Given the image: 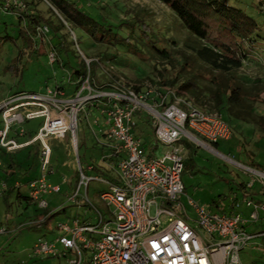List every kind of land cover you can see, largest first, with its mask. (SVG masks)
I'll return each instance as SVG.
<instances>
[{"label":"rangeland","instance_id":"1","mask_svg":"<svg viewBox=\"0 0 264 264\" xmlns=\"http://www.w3.org/2000/svg\"><path fill=\"white\" fill-rule=\"evenodd\" d=\"M15 1L0 0V4L7 2L11 6ZM75 1L83 11L100 22L112 26L114 31L124 38L128 36L133 38L131 46H114L97 42L81 29L67 27L61 33L66 42H74L71 48L74 50L76 58L77 56L83 58L88 65L91 61L97 64L95 79L100 88V84H107L112 81L110 86L99 88L100 90L116 93L119 90L134 91V87H138L139 92L137 93L146 95L147 98L144 101L151 104L155 102V97L161 95L170 94L168 99L171 98L170 96L177 91L181 83L187 80L189 76L197 75L196 82L199 90L204 92V97L201 100L202 105L196 104L189 95L179 97L191 101L199 109H213L211 101L208 100L210 99L209 89L214 88L210 69L199 60L192 62L195 58L193 48L199 46L198 41L184 27L175 13L160 0ZM22 2L28 6L31 14H40L44 18L51 17V10H54L47 0H22ZM257 2L258 0H230V5L245 10L255 18L264 37V15L258 12ZM1 6V30H3L2 23L7 24V31L15 38V41L0 47V105L18 96V94H51L61 96L62 101L59 104H62L63 107L67 106L70 111L73 107L72 102H75L74 96L81 87L77 89L75 85L69 83L68 76L65 74L66 71L62 70L56 61L50 62L49 54L52 52V45H56L58 40L52 38L51 35L47 41L37 39L36 44H34L36 48L34 52L38 55L32 54L19 63H13L14 59L19 58V51L22 48V42L18 35V10L10 9L9 12H6L4 11L5 8ZM134 16L145 19L151 31L158 38V46L168 51L169 58L162 57L155 50L150 53L143 49L139 38L140 26L137 25L135 31L128 25L120 28V25L125 22L133 23ZM40 42L42 45L39 44ZM133 44L138 45L141 48L140 51L135 50ZM259 45L250 51L243 62V66L237 70V75L250 87L258 84L262 90L259 94L254 93L250 99L255 109V121L239 123L230 121L233 136L229 140L220 141L217 147L203 140L190 141L186 136L183 137L184 151L182 156H184V163L190 157L193 159L191 163H187L186 167L184 164L183 174L185 194L182 196L181 202L187 206L188 210H191L188 206V198L200 205L215 208L212 203L213 200L224 201L229 204L231 195H235V193L240 195L239 193L243 189H239L238 186L241 183L247 189L248 184L252 182H254L253 190H257L256 188L260 186L264 188L262 183L264 177L258 172L245 168L251 163V159L260 165H264V43ZM181 51L192 58L185 66L180 56ZM71 59L72 62H75L73 56ZM12 64H15L14 69H10ZM181 70L184 74L180 72ZM177 78L179 84L174 88L169 86V83ZM93 86L95 85L91 86L93 89L98 88ZM84 95L87 96L88 94L84 93ZM107 103L92 101L86 103L81 109L76 148L72 145L71 133L67 135L66 142H55L56 140L52 138L53 143H49L53 150L52 165L54 171L48 173L47 177L51 183L60 186L61 191L50 193L45 198L49 203L48 209L51 211L67 209L66 213L59 214L54 219L49 220V222L53 221L50 227L51 230H54V234L46 235V226L44 225L32 227V223L36 221L35 217L38 214L36 203L29 204L24 200H18L16 193L0 195V230L5 231L0 233V264H69V259L75 256L69 251H63L60 244H58V250L63 252L59 257L36 256L33 254V247L40 240L61 236L62 231L57 229V225L67 221V216L70 213L83 214L86 210V213L89 214L91 210H94L89 207L87 195L93 206L101 210L108 218L112 217L111 209L109 210V207L103 204L99 197V193L107 189L105 181H117L116 162L112 158L109 162L108 157L99 147L101 136L108 129L106 116L102 113L103 109L108 108ZM97 104L101 107H98ZM32 109L36 110L34 107ZM147 111L144 107L137 111L134 119L135 128L143 123L141 122L143 119L146 120L147 125L154 124V117L149 115ZM209 111L218 113L214 110ZM222 116L226 118L224 115ZM43 123V118L28 121L19 124L15 130L19 132L26 129L31 132V137H34ZM2 128L3 122L0 114V129ZM143 141L146 143L148 155L164 158L169 150L157 142L153 130L144 136ZM153 148H156L154 152H152ZM38 150L39 146H34L8 155V159H16L20 163L19 167L21 166V168L16 174L18 177L23 176L30 169V165L33 166L34 164L36 171L41 172ZM91 166L94 167L93 170L88 169ZM80 169H83L87 177L100 179L91 181L88 187L84 184L79 193L78 187L81 179L76 185L75 174L80 172ZM104 170L107 171L104 172ZM11 185L13 186L14 183L12 182ZM249 188L252 190L251 186ZM21 191L25 193L27 188L24 187ZM250 194L252 193L247 195L251 196ZM74 196L76 201L71 200ZM215 206L217 207V205ZM152 213H155L154 209ZM189 213L194 216L193 212L190 211ZM96 220V216H92L91 221ZM261 224V221H258L256 225L260 226ZM253 230L256 231L257 227ZM262 245H264V238L257 237L252 240L241 253L242 264H264V252L259 248ZM89 255L90 253L87 252L86 256L89 257Z\"/></svg>","mask_w":264,"mask_h":264},{"label":"built area","instance_id":"2","mask_svg":"<svg viewBox=\"0 0 264 264\" xmlns=\"http://www.w3.org/2000/svg\"><path fill=\"white\" fill-rule=\"evenodd\" d=\"M257 3L264 11V0ZM14 4H18L17 0ZM49 59L51 63L57 60L55 51L50 52ZM169 95H161L160 102L149 104L144 101L146 95L133 90L112 93L93 89L88 78L74 96L70 111L59 104L61 96L51 94H20L0 105L3 122L0 150L14 154L39 145L41 175L27 184L28 196L39 209L47 210L46 195L61 191L60 186L47 180L53 153L49 140L64 139L71 133L72 145L76 148L81 109L88 102L108 100V108L102 110L108 125L105 143L120 159L118 182L105 181L107 189L101 192L100 200L111 209L112 217L108 218L93 206L87 195L97 220L58 223L57 229L62 235L53 242L44 239L35 243L34 255L60 256L63 251H69L75 256L69 259V264H242L241 253L250 242L257 237L264 238V231H249L260 220L261 212L264 213V203L255 202L247 195V189L242 195H231L229 204L221 201L215 208L188 198L191 209L188 210L181 202L185 194L183 137L215 144L231 139L233 130L219 113L199 109L174 93L170 100ZM143 107L155 119L157 142L169 148L164 158L148 155L144 141L134 131L135 114ZM40 118L44 119L42 127L24 144L11 137L13 131L17 135L25 134L23 129L15 130L19 124ZM3 166L0 156V174ZM245 168L264 177V172ZM80 172L79 193L84 184L88 187L91 181L100 179L87 177L82 169ZM7 189L8 185L0 179V195ZM71 200L76 201V197ZM243 206L251 209L248 216L242 211ZM58 244L63 251L58 250ZM259 248L264 252V245Z\"/></svg>","mask_w":264,"mask_h":264},{"label":"trees","instance_id":"3","mask_svg":"<svg viewBox=\"0 0 264 264\" xmlns=\"http://www.w3.org/2000/svg\"><path fill=\"white\" fill-rule=\"evenodd\" d=\"M47 1L53 6L54 10H56H51V17L49 18H44L40 14H31L28 10V6L23 3L22 0H17L18 4H11V6L9 5V8H7V2L0 4L2 5L1 7L6 8L4 9L6 12H9L10 9L18 10V35L22 42V48L19 51V58L14 59L13 63H19L25 57L32 54L37 56L38 53L34 52V49H36L34 44H36L37 39H39V41L40 39L47 41L50 39L49 36L51 35L52 38L58 40L56 45H52V51H55L57 54L56 64L62 70L67 72H65V74L68 76L69 83L75 85L78 89L82 86L83 82L89 78L90 85H95L93 87H98L97 89H99L100 86L97 85L98 83L95 79L97 64L94 61H91L88 65L83 58L78 56L76 58L74 50L71 48V46L74 45V42H70L71 44L66 42L64 40L65 37L62 36L61 33L66 30L67 27L81 29L97 42L114 46H131L133 38L130 36L124 38L115 32L112 26L100 22L83 11L75 0ZM160 1L175 13L184 27L198 41L199 46L193 48V56L195 58L192 62L195 60L201 61L208 69H210V73L213 76L212 83L214 88L209 89L210 99H208L211 101L213 109L208 108V111H217L222 118H224L222 116L224 115L226 117L224 120L229 124L230 121H234L235 123L255 121V109L253 103L250 102V99L254 93L259 94L262 90L258 87V84H254V86L250 87L237 75V70L243 66V62L250 54V51L256 49L257 46H260V43H264V37L262 36L263 31L260 28L258 21L250 16L245 10L231 6L230 0ZM20 3L24 6L22 7ZM256 6L258 12L261 15H264L261 5L257 3ZM133 19V23L130 21L125 22L120 25V28L128 25L133 31H135L137 25L140 26L139 38L143 49H146L150 53L152 50H155L162 57L169 58L168 51L158 46V38L151 31L150 27L145 22V19L139 16H134ZM4 24L5 23H2L3 30H1L0 25V47L8 42L15 41V38L7 31V24ZM39 44L42 45L41 42ZM133 46L135 50L140 51L141 48L138 45L133 44ZM43 53H45V51H43ZM72 56L74 57L75 62H72ZM180 56L185 63L184 66L192 59L191 56L186 55L184 51L180 52ZM11 68L14 69L15 64H12L10 66V69ZM180 72L184 74L183 70ZM196 77L197 75L189 76L187 80L179 85L174 94L176 97L189 95L194 99L196 104L202 105L201 100L204 97V92L199 90ZM178 80V78L172 80V82L169 83V86L173 88L176 87L179 84ZM110 83H112V81H109L107 84H100L101 88L110 86ZM134 91L136 93L139 92V88L134 87ZM154 99L156 102H160L158 97H155ZM170 100H173V97H171ZM104 102H108V100L106 99ZM97 106L101 107V105L98 104ZM218 145L219 142L214 144L215 147ZM9 154L10 153H7L4 150H0V156L4 164L6 162L5 158H7ZM192 160V157L188 158L184 163L185 167L187 163H191ZM248 167L264 172V165L256 163L254 159H251V163ZM80 179L81 172H77V184H79ZM114 183H117V181L115 180ZM238 188L244 189L245 185L241 183ZM14 192L16 193V198L18 200H24L29 204L33 203L29 198L28 193H21V190L18 187H10L5 191V193L10 194H13ZM5 193L3 195H5ZM100 194L101 192L99 193V197ZM212 203L215 206L217 205L218 200H213ZM38 210L43 211L45 214L43 223H47L50 219L61 212L60 209L55 212H49L48 209L42 210L38 208Z\"/></svg>","mask_w":264,"mask_h":264},{"label":"crops","instance_id":"4","mask_svg":"<svg viewBox=\"0 0 264 264\" xmlns=\"http://www.w3.org/2000/svg\"><path fill=\"white\" fill-rule=\"evenodd\" d=\"M41 119V118H40ZM35 120H37V119H35ZM33 121V120H32ZM145 121L146 120H142L141 122H143V123H141V124H139L138 125V127L137 128H135V133H136V135L139 137V138H141L142 140H144V136H146V135H148V133L151 131V130H153V132L155 133V131H154V124H149V125H147V123H145ZM42 127V126H41ZM40 127V128H41ZM39 128V129H40ZM28 129H31V128H28ZM39 129H38V131H39ZM24 131H25V134L24 135H17V133L15 132V131H13L10 135H11V137H16V139L18 140V142L20 143V144H24L25 142H27L29 139H30V137L32 136V134H31V132H29V131H27L26 129H23ZM32 131V130H31ZM37 131V132H38ZM106 133V132H105ZM66 139L67 138H65L64 140H58V139H55L56 141L55 142H57V141H65L66 142ZM53 139H50L49 140V143H53V141H52ZM69 141V140H68ZM106 140H105V134H103L102 136H101V145L99 146V147H101L102 148V152L103 153H105L104 155L105 156H107L108 157V161L110 162L111 161V158L116 162V165H115V171H116V175H117V164H118V162H119V159H120V156H116L114 153H113V151H111V149H110V147H108L107 145H106ZM70 144V143H69ZM146 144V143H145ZM34 146H39V145H32V146H30V147H27V148H24V149H29V148H32V147H34ZM146 146V145H145ZM24 149H22V150H24ZM40 149V148H39ZM155 149L156 148H153L152 149V152H154L155 151ZM22 150H20V151H22ZM20 151H18V152H20ZM111 151V152H110ZM38 152H39V150H38ZM17 153V152H16ZM15 154V153H14ZM52 156H53V153H52ZM6 159V162H5V164H4V166H3V171L1 172V174H0V176H1V181H3V182H5L7 185H8V188H10V187H17L18 185H20V190H22L24 187L25 188H27V192H22L21 191V193H24V194H27L28 193V186H27V184L30 182V181H32V180H34V179H36V178H38L40 175H41V172H39L38 170L36 171V168H34V166H35V164L32 166V165H30V169L28 170V171H26L25 173H24V175L23 176H20V177H18V175H16L17 174V172L20 170V168H21V166L19 167V165H20V163H18V161L16 160V159H8V157L7 158H5ZM52 162H53V157H52ZM53 164V163H52ZM93 168V167H92ZM89 170H93V169H91V167H89L88 168ZM54 170H53V165H52V170H51V172H49V174L50 173H52ZM107 170H104V172H106ZM77 174V173H76ZM76 174H75V177H76ZM47 180H48V177H47ZM7 181V182H6ZM12 182L14 183V185L12 186L11 184H12ZM117 182H118V177H117ZM48 183H50V184H52V185H54L53 183H51L49 180H48ZM254 182H252V183H250L251 184V189H252V187L254 186V184H253ZM76 185H78L77 184V182H76ZM249 185V184H248ZM54 186H56V185H54ZM263 186H260V187H258V188H256L257 190H253L254 189V187H253V189L252 190H250V188H248L247 189V187L246 188H244L245 190L247 189V194L248 193H252V194H250L251 196V198L255 201V202H260V203H264V188H262ZM19 188V187H18ZM243 189V190H244ZM242 192L243 191H241L239 194L240 195H242ZM13 194H15V192L13 193ZM13 194H11V195H13ZM222 199V198H221ZM219 203H220V201L218 200V203H217V205H219ZM214 207H216V206H214ZM38 209V208H37ZM49 210V212H53V211H51L50 209H48ZM61 210V209H60ZM242 211L244 212V214L246 215V216H248L249 214H250V212H251V209L250 208H247L246 206H243L242 207ZM67 212V209L66 208H63L62 210H61V212L59 213V214H63V213H66ZM59 214H57L56 216H58ZM55 216V217H56ZM83 217V218H80V217ZM92 216H96V214H94V213H92V211L88 214V213H86V210H85V212L83 213V214H80V213H77V214H69L68 216H67V221H69L70 222V220H74V219H81V220H83V221H87L88 219L91 221V219H92ZM44 217H45V214L43 213V211H41V210H38V214L36 215V221H34L33 223H32V226H40V225H44V226H46V229H45V232L47 233L46 235H49V234H54V230H51V225L53 224L52 222H45V223H43V221H44ZM55 217H53L52 219H54ZM71 221V222H72ZM259 221H261V225L260 226H257V225H254V226H251L250 227V229H249V231H251V232H254V233H256V232H261V231H264V213L263 212H261V214H260V220ZM93 222V221H92ZM255 227H257V230L256 231H254L253 229H255ZM45 235V236H46ZM57 237L58 236H56L55 238H51V239H48L49 241H55L56 239H57ZM63 248V247H62Z\"/></svg>","mask_w":264,"mask_h":264}]
</instances>
